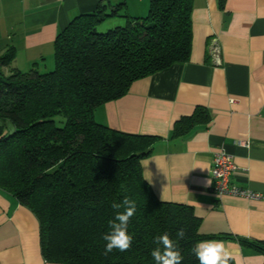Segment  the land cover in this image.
<instances>
[{"label":"trees","instance_id":"1","mask_svg":"<svg viewBox=\"0 0 264 264\" xmlns=\"http://www.w3.org/2000/svg\"><path fill=\"white\" fill-rule=\"evenodd\" d=\"M192 8L193 0H149L144 16H129L123 3L108 10L101 3L57 34L49 71L15 68L13 47L0 53V189L37 217L47 262L155 264L154 238L168 233L182 264H199L196 242L224 237L201 233V218L190 205L154 194L141 160L152 152L155 136L94 118L96 107L125 95L134 80L189 59ZM117 15L123 23L97 29ZM125 196L137 205L129 224L132 247L104 255L112 204ZM181 228L185 237L178 239ZM239 241L264 255V239Z\"/></svg>","mask_w":264,"mask_h":264},{"label":"crops","instance_id":"2","mask_svg":"<svg viewBox=\"0 0 264 264\" xmlns=\"http://www.w3.org/2000/svg\"><path fill=\"white\" fill-rule=\"evenodd\" d=\"M101 3L106 10L123 3L129 16H144L149 6V0H0V53L13 47L15 68L49 71L57 34ZM191 21L189 59L134 80L125 95L96 107L94 118L155 136L141 160L154 194L190 205L201 218V233L224 236L216 240L225 242L234 264H264V255L239 241L264 239V0H225L222 6L193 0ZM123 22L117 15L101 26ZM212 44L219 45V62ZM221 150L233 158L232 182L256 197H219L212 190V159ZM0 264H58L42 255L35 214L1 189Z\"/></svg>","mask_w":264,"mask_h":264},{"label":"clouds","instance_id":"3","mask_svg":"<svg viewBox=\"0 0 264 264\" xmlns=\"http://www.w3.org/2000/svg\"><path fill=\"white\" fill-rule=\"evenodd\" d=\"M112 208L115 210V215L108 221L109 231L103 236L104 255L114 251L123 253L130 250L134 239L133 235L129 233V224L137 211L136 201L125 196L121 202H113ZM121 209L123 210L121 211ZM176 237L183 239L185 237L184 229H179ZM154 243L156 247L150 254L155 264H182L183 256L179 250L178 242L173 240L168 233L156 236ZM192 251L199 264H230V261L234 259L225 242L216 239L198 241Z\"/></svg>","mask_w":264,"mask_h":264},{"label":"built area","instance_id":"4","mask_svg":"<svg viewBox=\"0 0 264 264\" xmlns=\"http://www.w3.org/2000/svg\"><path fill=\"white\" fill-rule=\"evenodd\" d=\"M210 53L216 62L220 61L219 45L212 44L210 47ZM234 168L235 164L230 154L223 150L214 153L211 167V175L214 180L212 190L219 197L225 194L242 196L246 198L256 197L257 194L238 187L232 182L231 172Z\"/></svg>","mask_w":264,"mask_h":264},{"label":"rangeland","instance_id":"5","mask_svg":"<svg viewBox=\"0 0 264 264\" xmlns=\"http://www.w3.org/2000/svg\"><path fill=\"white\" fill-rule=\"evenodd\" d=\"M103 28V26H100L97 28L98 30H101ZM60 119V118H57V120ZM59 125H62L61 123H59Z\"/></svg>","mask_w":264,"mask_h":264}]
</instances>
